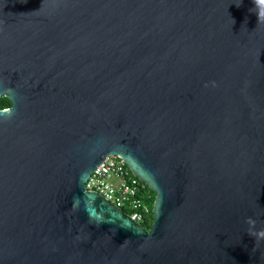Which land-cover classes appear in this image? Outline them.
<instances>
[{"label":"water","instance_id":"1","mask_svg":"<svg viewBox=\"0 0 264 264\" xmlns=\"http://www.w3.org/2000/svg\"><path fill=\"white\" fill-rule=\"evenodd\" d=\"M261 7L0 0V264H264ZM109 154L149 228L86 187Z\"/></svg>","mask_w":264,"mask_h":264},{"label":"built area","instance_id":"2","mask_svg":"<svg viewBox=\"0 0 264 264\" xmlns=\"http://www.w3.org/2000/svg\"><path fill=\"white\" fill-rule=\"evenodd\" d=\"M86 187L101 193L121 208L132 220L148 227L153 222L150 200L153 190L147 182L135 175L118 155L109 154L90 173Z\"/></svg>","mask_w":264,"mask_h":264},{"label":"clouds","instance_id":"3","mask_svg":"<svg viewBox=\"0 0 264 264\" xmlns=\"http://www.w3.org/2000/svg\"><path fill=\"white\" fill-rule=\"evenodd\" d=\"M257 3L260 5V6H262L261 7V11L259 12V14H258V19L259 20H264V0H257ZM248 223H250V224H252V223H254L251 219L248 221ZM253 235H254V233H253ZM259 236L260 237H264V232H260L259 233Z\"/></svg>","mask_w":264,"mask_h":264},{"label":"trees","instance_id":"4","mask_svg":"<svg viewBox=\"0 0 264 264\" xmlns=\"http://www.w3.org/2000/svg\"><path fill=\"white\" fill-rule=\"evenodd\" d=\"M9 104H10V101H9L8 98H1L0 99V105H1V107H6ZM154 198H155V192L153 191V197L150 200V204H151L152 207H153V203H154ZM145 227L146 228H149L147 223H145Z\"/></svg>","mask_w":264,"mask_h":264},{"label":"flooded vegetation","instance_id":"5","mask_svg":"<svg viewBox=\"0 0 264 264\" xmlns=\"http://www.w3.org/2000/svg\"><path fill=\"white\" fill-rule=\"evenodd\" d=\"M1 98H7V97H6V96H4V94H3V95L0 97V99H1ZM9 101H10V100H9ZM10 105H11V101H10V104H9V105H7V106H10ZM7 106H6V107H7ZM0 107H1V105H0Z\"/></svg>","mask_w":264,"mask_h":264}]
</instances>
